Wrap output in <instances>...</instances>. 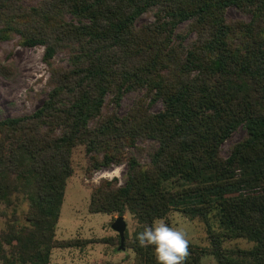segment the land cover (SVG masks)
Wrapping results in <instances>:
<instances>
[{"label":"trees","instance_id":"16d2710c","mask_svg":"<svg viewBox=\"0 0 264 264\" xmlns=\"http://www.w3.org/2000/svg\"><path fill=\"white\" fill-rule=\"evenodd\" d=\"M22 2L0 0V41L43 45L51 89L34 112L0 118V264H52L54 248L77 244L56 231L79 145L93 171L128 166L123 184L94 186L92 213L129 211L143 227L179 210L211 243H190L186 264H264V0ZM230 7L251 19L229 21ZM146 14L153 20L138 24ZM59 51L68 67L53 65ZM129 92L140 96L124 115L104 111L108 96L118 107ZM240 127L245 137L224 157ZM233 240L252 246L225 247ZM129 246L133 264H156L153 247Z\"/></svg>","mask_w":264,"mask_h":264},{"label":"rangeland","instance_id":"374dc122","mask_svg":"<svg viewBox=\"0 0 264 264\" xmlns=\"http://www.w3.org/2000/svg\"><path fill=\"white\" fill-rule=\"evenodd\" d=\"M39 0H23L25 7L36 5ZM229 21L251 19L250 15L244 14L234 7L227 9ZM152 15H143L138 24L151 22ZM185 28V24L180 27ZM45 47L37 45L28 47L22 44L21 37L14 34L10 39L0 41V118L21 116L34 112L44 101L48 91L51 89L49 80L51 78L50 66L44 61ZM67 53L59 51L52 59L55 67H68ZM140 94L136 92L126 93L118 107L112 97L108 96L104 111H118L124 115ZM162 108L160 102L152 106L153 111ZM246 135L243 127L238 128L222 146V155L227 157L234 144L241 141ZM152 142H139L141 147L149 148ZM141 163L149 162L146 153L139 154ZM73 175L68 179L64 202L61 208L60 219L57 225L56 238L59 240L70 239L77 241L73 247L56 248L54 251L55 264H133L135 252L129 246V242L135 239L137 232L142 231L137 219L129 212H125L127 222L125 248L120 249V237L118 232L112 228L117 213H92L89 210L91 193L95 184L92 177L98 172H113L121 170V179L124 181V174L127 170L126 161L120 165H113L109 168L93 171L89 155L84 145L77 146L72 155ZM118 185L120 179H112ZM3 206L0 205V211ZM28 202L23 199L19 203L17 213L20 217L18 223H27L26 214ZM13 211L9 210L10 218ZM170 225L182 227L188 234L190 243L200 249L208 251L211 243L208 239L204 223L201 220H191L179 210H173L166 218H163ZM7 218L0 215V235L7 228ZM86 239L87 244L82 245ZM225 247L249 248L251 243L246 241H227ZM52 259V258H51ZM52 259V260H53ZM213 255H206L201 264H215Z\"/></svg>","mask_w":264,"mask_h":264},{"label":"clouds","instance_id":"9594fccd","mask_svg":"<svg viewBox=\"0 0 264 264\" xmlns=\"http://www.w3.org/2000/svg\"><path fill=\"white\" fill-rule=\"evenodd\" d=\"M120 179L121 170L98 172L92 181L99 185L103 180ZM141 247H153L156 264H186L190 255V239L187 232L178 225H170L163 218L154 219L151 225L143 226V230L135 235Z\"/></svg>","mask_w":264,"mask_h":264},{"label":"water","instance_id":"95a60500","mask_svg":"<svg viewBox=\"0 0 264 264\" xmlns=\"http://www.w3.org/2000/svg\"><path fill=\"white\" fill-rule=\"evenodd\" d=\"M112 228L118 232L121 243H120V249H124L125 245V238H126V229H127V222L125 219V215H118L115 219V221L112 224Z\"/></svg>","mask_w":264,"mask_h":264},{"label":"crops","instance_id":"0c3cea01","mask_svg":"<svg viewBox=\"0 0 264 264\" xmlns=\"http://www.w3.org/2000/svg\"><path fill=\"white\" fill-rule=\"evenodd\" d=\"M55 249H56V248H54V249L52 250V254H51V258H52V259H53V256H54V251H55ZM52 259H51V263H52V264H55L56 262H54V259H53V260H52Z\"/></svg>","mask_w":264,"mask_h":264}]
</instances>
